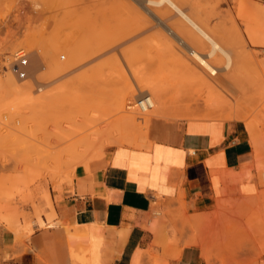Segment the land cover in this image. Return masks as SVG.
<instances>
[{
	"label": "rangeland",
	"instance_id": "374dc122",
	"mask_svg": "<svg viewBox=\"0 0 264 264\" xmlns=\"http://www.w3.org/2000/svg\"><path fill=\"white\" fill-rule=\"evenodd\" d=\"M208 1L211 0L203 1L204 7L213 5L216 10L213 13H216L212 15L214 18L204 15L203 21L210 17V21L208 17L204 24L218 34L221 44L235 57L234 61L239 57L234 62L236 69L229 71L223 64L219 65L218 88L200 91L195 88L197 83L194 86L189 83L191 80L195 83L191 76L182 75L185 73L180 66L183 60L176 58L182 53L174 52L178 46L176 48L173 39H169L170 44L167 33L125 27L126 21L137 22L136 14L124 13L107 18L99 15L90 17L84 12L75 17L61 13L56 0H0V222L16 234L18 241L31 235L35 222L44 226L41 224L43 216H55L53 191L59 193L63 185L73 184L81 171L91 174L110 160L115 149H146L125 140L128 128L127 136L144 135L151 144L154 143L156 122L183 123L189 118L234 121L236 119L225 116L205 117L213 107L211 104L226 99L224 108L245 114L255 123L256 138L264 137V111L263 108L258 109L264 100V2L213 0L212 4ZM76 4L87 8L104 6V2L99 0H80ZM80 20H83L82 24L78 23ZM212 27H215V32ZM23 35L30 37V41L19 43L11 51V42ZM36 45L44 54L67 45L70 50L78 49L81 55L76 68H71L63 76L58 74L59 78L52 72V58H49L51 63L46 60L45 68L39 73L54 82L47 84L46 90L52 97L46 106H39L40 83H34L33 73L29 72V77L23 81L33 82L31 93L34 99H30L31 94L13 97L6 83L7 72L11 69L9 64L15 62L14 53L25 49L32 56ZM61 54L67 55L65 51H60L58 56ZM185 80L187 85L182 82ZM156 81L171 87L167 93L169 104L166 113L152 117L154 119L148 124L141 118L136 119L142 127L138 131L134 126L123 127L120 131L116 129L121 127L117 126L118 120L124 115L119 113L122 111L119 104L126 99L125 103L128 101L127 104L132 105L134 102L135 105V87ZM60 85L65 86L64 90L62 87L59 89ZM224 91L228 96L222 98ZM193 111L196 113L190 114ZM62 136L70 138L69 141L66 142ZM58 151L65 156L60 159ZM154 213L159 218L164 216L159 208H155ZM183 216L177 215L175 222L182 223ZM225 217L215 226L194 225L189 228L183 223L169 230L177 239L189 236L185 245L193 238L205 239L211 247L212 258L207 264H246L252 251L264 252V227L260 225L264 212L232 210Z\"/></svg>",
	"mask_w": 264,
	"mask_h": 264
},
{
	"label": "crops",
	"instance_id": "0c3cea01",
	"mask_svg": "<svg viewBox=\"0 0 264 264\" xmlns=\"http://www.w3.org/2000/svg\"><path fill=\"white\" fill-rule=\"evenodd\" d=\"M217 120L156 122L146 149H115L53 191L55 216L35 222L28 238L18 241L0 222V264L211 263L205 239L185 245L189 236L169 228L215 226L232 210L264 212V137L240 120ZM246 264H264V252L252 251Z\"/></svg>",
	"mask_w": 264,
	"mask_h": 264
},
{
	"label": "bare ground",
	"instance_id": "6f19581e",
	"mask_svg": "<svg viewBox=\"0 0 264 264\" xmlns=\"http://www.w3.org/2000/svg\"><path fill=\"white\" fill-rule=\"evenodd\" d=\"M56 1L58 2L57 4H59V8L62 11L61 13L65 14V15L67 14V16L68 15L69 16L74 15L76 17V16L85 12V14L89 15L90 17L99 15V16H103V17L105 16L107 18H109L108 16H111V18H115L116 16L118 17L120 15H123L124 13L125 14L131 13V15L133 13L134 15L135 14L137 15L138 19H136V17H135L137 22H134L135 20H132L133 22L126 21L125 22L126 25L123 23L126 28H133V27L137 28L138 27L139 29L144 28L146 30L156 29L157 32H159V30H161V31L163 30L165 32V34L167 33L166 35L168 37H170L168 39L166 38L169 42L171 39H173L172 41L176 42L175 45H176V48L178 46V48H177L178 50H176V48H175L176 51H174V52L180 51L179 53L183 54V55L181 54L182 56L180 55V57H176L179 54V53H177L175 56L176 58H178V60H179V58H180V61L183 60L182 65H180L181 64L180 62H178V63H180L179 65L181 66L183 71L186 73V74L182 73V71H181L182 75L184 74L186 76L188 74L189 77L191 76L192 78L190 77V79H194L195 83H194V81L192 82V80L189 83L193 84V86L197 83L198 85L196 84V87H195L197 90L202 91V90L207 89V91H208V90L216 89V87L217 88L219 87V84H220L219 83V71H220V67H221V66L219 67V65L223 64L224 68L226 70H229V71H230V69H236V66H235L236 63H234V62H236V60L239 56H237V58L234 61L233 58H235V57H232L231 52L221 44V42H220L221 40L217 36L218 34L216 35V32H215L216 30L214 29L215 27H212V30L214 29V32H215V33H213V31H211L209 28H207L206 25L204 24L205 20H208L209 16L211 17L214 13H216V12L213 13V11H216V10L214 9L215 6L211 5V3H210L211 7L210 6H209V8L204 7L205 5L203 4V1H206V0H99V1L104 2V6L100 5V6L90 7V8L81 7V6L77 5L76 2H78L80 0H56ZM208 2H212V4H213V0L208 1ZM40 6L41 5H39L38 7H40ZM204 15H209V16H207L206 19L203 21L202 17L205 18ZM210 17H209V21H210ZM82 21L83 20H80V21H78V23L82 24ZM226 22H228V21H226ZM134 23H136V24H134ZM208 23H210V22H208ZM25 37H26V35L25 36L23 35L22 38L21 37L18 39L16 38V40H14V43L12 41L11 46H10L11 51L13 48L16 49L17 46H19L18 45L19 43L24 44L25 42L30 41L29 40L30 37L29 38H25ZM221 39H222V37H221ZM168 41H166V42H168ZM34 44H37V43H34ZM170 44H171V42H170ZM68 46H70V45H68ZM168 46H169V44H168ZM36 47H37V45H36ZM34 48H35V45H34ZM37 48L32 50L34 53L32 54V56H30L31 57L30 58L31 59V62H30L31 65L29 64V66L27 67V70H28V72L33 73V76L35 77L34 83H40L38 86L39 96L37 95L39 97V106H46L49 103L50 97H52V96H50L52 94L46 89L48 88L47 86L49 85L50 81L53 82V80L49 81L48 78H45V77L43 78L39 73L41 69L45 68L44 64H45L46 60L49 58L50 59L52 58V64H53V69H54V70L52 69L53 70L52 72H54V75H56L57 78H59L58 74H61L60 76H63L62 74H64V75L68 74L67 72H69V70H72L71 68H73V67L76 68L75 65L77 66V64L80 62V56L81 55L79 54L78 49H77L78 51L76 49H73V48H71V50H70L69 49L70 47L68 48L67 45L66 46L62 45L61 48H58L55 52H52L50 54H47L48 51H45V49H44V51H45V54H44L43 51H40V47L38 49ZM41 50H42V47H41ZM60 51H65L67 53V55L61 54L58 56ZM172 54H174V53H172ZM30 55H31V53H30ZM181 58H184V59H181ZM50 59H49V62L51 63ZM9 65H10V68L12 70L9 69L10 71L7 72L6 83H8L9 87L7 89L10 90L11 95L13 97H17V96H22V95L25 96L24 94H26V95L31 94V96L30 95H28V96H30V99H34L35 97L33 96L34 97L33 98L32 97L33 93H31L32 89H33V82L28 81V80L27 81H23V80L21 81L18 78V76L15 75L13 62ZM234 66H235V68H234ZM258 67H259V65H258ZM229 71L227 73H229ZM70 72H72V71H70ZM181 73H180V75H181ZM50 74H52V73H50ZM237 75H238V73H237ZM49 76H51V75H49ZM0 80H2V79H0ZM186 80L182 81V82H183V84L187 85ZM136 82H137V80H136ZM69 83H70V81H69ZM154 83L149 84V85L146 84L147 86L142 85L143 87L142 86L139 87V85H137L135 87V91H134V89L131 90V92L134 91L136 93L135 105H133L134 102L132 103V105H128L127 104L128 101L125 103L126 99H125V101H123L122 104H119L120 108L122 110V111L120 110L121 112H119V113H124V115L123 114H122L123 116L120 115L121 117L119 119H121V120H118L119 125H117V126H121V127H118L116 129H118L120 131V129H122L123 127L125 129L127 126H134L135 129H137V131H138V130H141L142 127H141V123H139L140 121H136V119L141 118L144 120L143 123L148 124L151 121L152 117H159V116L166 113V111H167L166 107L169 104V101L167 100L168 99L167 93L170 92L171 87L169 86V84H167V85H165V84L160 85L159 83L157 84V81L155 84ZM3 84H5V83H3ZM71 85H72V81H71ZM63 86L64 85H62V86L60 85L59 89H61V87H62V90H64ZM197 86H200V88ZM185 88H187V87H185ZM173 90H175V89H173ZM61 92L62 91L60 90V93ZM28 96H27V98H28ZM227 96H228V94L225 91H224L223 95H221L222 98H225ZM191 100H193V99H191ZM225 102H226V99L222 100V102H220V100H219V103L211 104V106H213V107L210 108L208 113H206L205 117L206 118H217V117L220 118V117L225 116L228 118L240 120V121L244 122L246 124L248 130L251 133H253L254 129H255V123L240 111L230 110V109L224 108ZM261 108H263V111H264V100H261V103H260V106L258 109L261 110ZM169 110H170V108H169ZM195 113L193 111L190 114L194 115ZM137 114H138V116H137ZM117 115H119V114H117ZM195 120H204V119L189 118L187 121H195ZM219 120H221V119H219ZM219 120H217V121H219ZM128 129L125 130V134H124L125 136L123 135L125 140L129 144L131 143V144H135L136 146H139V147H146V144H148L147 143V137L144 135H139L138 137L137 136L135 137V136H133L134 134L132 136H129V135L127 136L126 132L127 131L129 132ZM122 131H124V130H122ZM64 134H66V133H64ZM68 135H70V134H68ZM91 135L93 136V134H90V138L92 137ZM60 136L57 138H60ZM82 136H84V135H82ZM77 137H76L77 140H75V138H74L75 143H77V141H79ZM85 137H87V136H85ZM85 137H84V139H86ZM95 137H97V136L95 135ZM90 138H87V139H90ZM62 139H66V142H67V140L69 141L70 138L69 139L63 138V136H62ZM91 139H93V138H91ZM74 140H73V142H74ZM59 142H61V141H59ZM73 142H71L72 145H73ZM62 143H63V141H62ZM121 145H123V144H121ZM120 147H122V146H120ZM55 148H56V146H55ZM59 153L62 155V152H59ZM51 155H52V153H51ZM61 155H60V159H61V157L65 156V154H64V156L63 155L61 156ZM55 156H57V155H55ZM226 201H227L226 199L220 200V202H226ZM41 224L46 225L47 222L42 221ZM93 250H95V248ZM96 262H98V261L96 260Z\"/></svg>",
	"mask_w": 264,
	"mask_h": 264
},
{
	"label": "built area",
	"instance_id": "2783aa9c",
	"mask_svg": "<svg viewBox=\"0 0 264 264\" xmlns=\"http://www.w3.org/2000/svg\"><path fill=\"white\" fill-rule=\"evenodd\" d=\"M14 70L16 75L21 80H26L29 77L27 67L30 64V54L25 49H19L14 53Z\"/></svg>",
	"mask_w": 264,
	"mask_h": 264
}]
</instances>
